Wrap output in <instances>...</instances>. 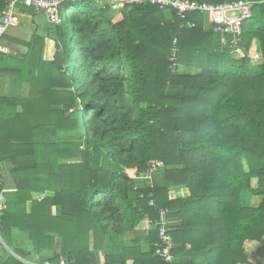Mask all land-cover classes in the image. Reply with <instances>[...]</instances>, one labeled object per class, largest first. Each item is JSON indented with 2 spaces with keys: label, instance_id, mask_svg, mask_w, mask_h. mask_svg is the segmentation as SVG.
Wrapping results in <instances>:
<instances>
[{
  "label": "trees",
  "instance_id": "1",
  "mask_svg": "<svg viewBox=\"0 0 264 264\" xmlns=\"http://www.w3.org/2000/svg\"><path fill=\"white\" fill-rule=\"evenodd\" d=\"M253 1L243 59L202 14L182 20L150 3L115 10L65 1L54 31L36 30L29 41L4 36L27 51L0 52V87L8 79L31 87L27 97L0 88V173L6 187L10 166L15 189L6 195L3 238L11 244L15 229L29 238L16 255L170 264L156 255L159 233L145 221L167 209L175 264H257L245 248H264V0ZM9 3L0 0V17ZM254 43L259 63L249 57ZM153 163H162L164 184L156 172L145 178ZM119 237L123 252L111 254L105 241ZM0 264L22 262L7 254Z\"/></svg>",
  "mask_w": 264,
  "mask_h": 264
},
{
  "label": "built area",
  "instance_id": "2",
  "mask_svg": "<svg viewBox=\"0 0 264 264\" xmlns=\"http://www.w3.org/2000/svg\"><path fill=\"white\" fill-rule=\"evenodd\" d=\"M65 1H83V0H10L7 10L0 17V52L10 53V48L4 41V36L12 29L18 27L20 24V17L17 12L18 4L22 3L28 8H33L35 14L40 15L45 13L53 14V9ZM100 3H109L115 10L122 9L127 5H139L150 3L156 5L161 9L171 8L177 16L184 20L188 14L200 13L204 16L209 27L215 34L220 36L223 46L232 50V53L238 58H246L248 56L246 50L241 46L244 43V26L253 17V9L256 4L253 0H237L224 2L220 4L199 3L195 0H95ZM177 43V40L174 44ZM178 48L172 49L170 61L176 62V55ZM249 57L254 63L261 61V55L253 49H250ZM162 167V163H153L146 179H151L152 175ZM7 190L4 186L3 176L0 173V243L5 246L3 238L4 230V216L7 209ZM151 207H155V203H150ZM146 223L149 228H157L159 233V244L156 246V255L170 264H175L172 255L173 239L169 233V211L161 209L156 219L146 217ZM15 257L22 262V264H69L62 259L59 263L51 262L50 260H41L37 257L33 260L22 258L18 255Z\"/></svg>",
  "mask_w": 264,
  "mask_h": 264
},
{
  "label": "rangeland",
  "instance_id": "3",
  "mask_svg": "<svg viewBox=\"0 0 264 264\" xmlns=\"http://www.w3.org/2000/svg\"><path fill=\"white\" fill-rule=\"evenodd\" d=\"M21 9L20 11H18L19 13V17H20V24L17 28L12 29L11 33H15V35H17V37H20L22 40L24 41H29L31 38V35L33 32H35L37 30L38 33L42 34L43 32L47 30H51L54 31L56 26L60 25V13L58 8H54L53 9V14L48 15V17H44V15H36L34 17V15L31 13V15H29V18H26V16H21ZM110 17L114 20H117L119 16L116 17V15H112L110 14ZM29 23V24H27ZM257 48V44L254 43L253 49ZM255 51L257 49H254ZM27 51L26 47L24 46H17L15 48V50L13 51V53H25ZM45 53H44V59L51 61L53 60L55 51H56V44H55V40L54 38H47L46 40V46H45ZM31 87L29 85H25L22 86L20 88V94L22 96H28L29 92H30ZM62 137V140H66V141H71L74 140V138H72V134L69 132H63L60 134ZM80 135V134H78ZM77 162V161H76ZM10 170V166L8 167L7 165H5V182H6V190H7V196L10 194H13V183H12V174L9 172ZM155 178H157V180L161 183L164 184V172L162 169H159L156 173H155ZM254 206H258L259 201L254 200L252 201ZM7 205H8V199H7ZM59 213V211H58ZM54 214V213H53ZM55 215V214H54ZM4 236V235H3ZM122 237L119 238H115L113 239V242H109V241H105L106 245L105 248L106 250H108V252H111V254H121L123 252V244H122ZM29 245V243H28ZM94 243H92L91 245V251H94L93 249ZM102 248H104L102 245H100ZM100 253H98L99 255Z\"/></svg>",
  "mask_w": 264,
  "mask_h": 264
},
{
  "label": "crops",
  "instance_id": "4",
  "mask_svg": "<svg viewBox=\"0 0 264 264\" xmlns=\"http://www.w3.org/2000/svg\"><path fill=\"white\" fill-rule=\"evenodd\" d=\"M20 11L19 8H17V12ZM21 16H26V18H29V15H31L29 12H25V11H21ZM19 14V13H18ZM29 24V23H27ZM19 26V25H18ZM11 33V31H10ZM15 34V33H12ZM20 38V37H18ZM21 39V38H20ZM5 41V40H4ZM5 43L7 44V46L10 48L11 52L13 53V51L15 50V48L17 46H20L18 44L15 43H11L9 46L7 41H5ZM254 49H257L254 47ZM5 76V75H3ZM2 76V77H3ZM3 87H0L2 92L4 94H8V95H12V94H20V88L19 86H15L11 83V81L8 79L7 81H5V83L3 82ZM11 191H15V189L11 190ZM43 198L42 195H34V199L37 200H41ZM257 200L260 202V198H253L251 200V205H253L252 201ZM259 205V203H258ZM256 207V206H254ZM28 210H31V202L28 203ZM53 213L55 215L58 214V209L54 208L53 209ZM12 238H11V244H7V242L5 240H7L6 238L4 239V243L5 246H3L1 243V249H0V257H4L8 254V256H14L16 255V252L14 251L16 248H24V249H29V238L28 235L24 232H21L17 229L13 230L11 232ZM246 251L248 252V254L250 255V257L257 263V264H264V248L262 246H260L258 243L256 242H247L245 245ZM21 257V256H20ZM39 259H41L40 256H35ZM27 258L28 260H33V258ZM16 258V257H15ZM42 260V259H41ZM46 260V259H45ZM48 260V259H47Z\"/></svg>",
  "mask_w": 264,
  "mask_h": 264
}]
</instances>
